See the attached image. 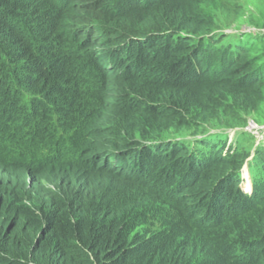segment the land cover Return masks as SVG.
I'll use <instances>...</instances> for the list:
<instances>
[{
    "label": "trees",
    "instance_id": "1",
    "mask_svg": "<svg viewBox=\"0 0 264 264\" xmlns=\"http://www.w3.org/2000/svg\"><path fill=\"white\" fill-rule=\"evenodd\" d=\"M263 30L264 0H0V264H264Z\"/></svg>",
    "mask_w": 264,
    "mask_h": 264
},
{
    "label": "rangeland",
    "instance_id": "2",
    "mask_svg": "<svg viewBox=\"0 0 264 264\" xmlns=\"http://www.w3.org/2000/svg\"><path fill=\"white\" fill-rule=\"evenodd\" d=\"M253 31L257 32L255 29ZM248 129L250 131H252V133L256 137V142L262 139V136H261V135H263L262 134V131L256 125L251 124ZM241 187L243 188V190L248 191V192L251 190V187H252L251 173H250V169H249L248 164H246L244 166L243 170H242V183H241Z\"/></svg>",
    "mask_w": 264,
    "mask_h": 264
},
{
    "label": "clouds",
    "instance_id": "3",
    "mask_svg": "<svg viewBox=\"0 0 264 264\" xmlns=\"http://www.w3.org/2000/svg\"><path fill=\"white\" fill-rule=\"evenodd\" d=\"M263 32H264V30H263ZM251 124L255 125L254 123H251ZM251 124H250V125H251ZM245 165H246V164H245ZM245 165H244V166H245ZM243 168H244V167H243Z\"/></svg>",
    "mask_w": 264,
    "mask_h": 264
},
{
    "label": "water",
    "instance_id": "4",
    "mask_svg": "<svg viewBox=\"0 0 264 264\" xmlns=\"http://www.w3.org/2000/svg\"><path fill=\"white\" fill-rule=\"evenodd\" d=\"M249 127H250V125H249ZM249 127H248V128H249Z\"/></svg>",
    "mask_w": 264,
    "mask_h": 264
}]
</instances>
